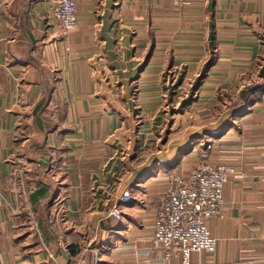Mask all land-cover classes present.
I'll use <instances>...</instances> for the list:
<instances>
[{
  "label": "crops",
  "instance_id": "1",
  "mask_svg": "<svg viewBox=\"0 0 264 264\" xmlns=\"http://www.w3.org/2000/svg\"><path fill=\"white\" fill-rule=\"evenodd\" d=\"M52 5L0 0V264H163L155 200L204 144L232 173L206 221L215 249L190 261L263 264L264 97L229 131L211 111L262 50L264 0H78L66 37ZM186 115L201 124L172 141Z\"/></svg>",
  "mask_w": 264,
  "mask_h": 264
},
{
  "label": "built area",
  "instance_id": "2",
  "mask_svg": "<svg viewBox=\"0 0 264 264\" xmlns=\"http://www.w3.org/2000/svg\"><path fill=\"white\" fill-rule=\"evenodd\" d=\"M52 2L49 29L66 37L77 26L78 0ZM206 149H210V145ZM231 173L230 167L211 164L207 156L200 154L188 178L184 179L180 172L171 175L167 191L155 200L152 240L163 248V264H170L175 254L180 256L182 264H194L190 261L191 254L214 251L215 239L210 235L206 221L221 216L222 190ZM18 175L20 171L16 169L14 181L19 180ZM131 200L130 192L124 190L120 203L128 204ZM110 215L120 218L117 208H113Z\"/></svg>",
  "mask_w": 264,
  "mask_h": 264
},
{
  "label": "trees",
  "instance_id": "3",
  "mask_svg": "<svg viewBox=\"0 0 264 264\" xmlns=\"http://www.w3.org/2000/svg\"><path fill=\"white\" fill-rule=\"evenodd\" d=\"M259 41L262 44V53L257 56L255 61L251 64L248 74V82L234 91H218L216 103L212 107L215 110L216 116H220L224 112H228L229 117L224 121L221 131H229L237 127L235 120L250 112L252 106L260 103V99L264 97V31L258 34ZM49 101V92H45L42 101L38 107L44 108ZM263 103V101H262ZM208 134H211L208 132ZM207 145L201 147L208 156Z\"/></svg>",
  "mask_w": 264,
  "mask_h": 264
},
{
  "label": "rangeland",
  "instance_id": "4",
  "mask_svg": "<svg viewBox=\"0 0 264 264\" xmlns=\"http://www.w3.org/2000/svg\"><path fill=\"white\" fill-rule=\"evenodd\" d=\"M261 32H263V31H259L258 33H261ZM262 49H263V47H262ZM262 53V50H261V52L259 53V55ZM251 66V65H250ZM250 66H249V68H248V70H247V72H246V80L244 81V83H243V85L246 83V82H248L247 80H249L248 79V72H249V69H250ZM193 86V85H192ZM240 86H238L237 88H239ZM236 88V89H237ZM172 89V88H171ZM171 89H169L168 88V90H170L171 91ZM174 90H175V88H174ZM182 90V89H181ZM181 90H180V92H181ZM195 90H196V86H194V87H189V88H187V90H185V93H183L184 95H185V100L187 99H189V98H192L193 97V94L195 93ZM222 92H225V91H222ZM182 94V93H181ZM218 95V94H217ZM217 95H216V97H217ZM192 116V117H191ZM190 117L188 116V115H186V116H177L176 117V119L174 120V121H172L171 123L172 124H174V122H175V124L173 125V127H172V129H171V132L172 133H174V135H170V138H172V141H174V140H176V141H179L180 139H181V137H183L184 135H183V132L184 131H186L185 129H187V128H192V127H195V126H199L201 123H200V121L199 120H197L196 119V117H194L193 115H191ZM211 116L214 118V120L213 121H215L216 119H218L219 117L218 116H216V113H215V110H212L211 111ZM170 119V118H169ZM169 119L167 118V119H165L164 120V124H163V127L164 128H166V125H167V123H166V121H169ZM171 120V119H170ZM167 135L168 134H166L165 135V133H163V136H165V137H167ZM206 138H208L207 136H206ZM201 139H202V137H201ZM200 147H198V146H196V151H197V154H198V152H199V149ZM198 158H199V155H198ZM198 161V160H197ZM197 161L194 163V165H193V167H192V169L195 167V165L197 164ZM191 169V170H192ZM190 170V171H191ZM174 172H180L181 173V171H180V169L178 168V166H176V168L172 171V173H171V175L174 173ZM170 179H171V176H170V178H169V181H170Z\"/></svg>",
  "mask_w": 264,
  "mask_h": 264
}]
</instances>
